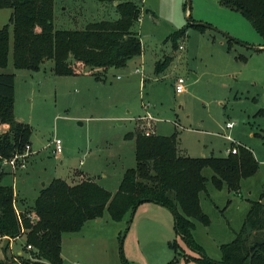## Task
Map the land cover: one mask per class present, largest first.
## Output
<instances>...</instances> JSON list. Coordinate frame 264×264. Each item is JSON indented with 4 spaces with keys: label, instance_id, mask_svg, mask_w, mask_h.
Instances as JSON below:
<instances>
[{
    "label": "rangeland",
    "instance_id": "obj_1",
    "mask_svg": "<svg viewBox=\"0 0 264 264\" xmlns=\"http://www.w3.org/2000/svg\"><path fill=\"white\" fill-rule=\"evenodd\" d=\"M54 1L55 27L65 30L118 19L120 2L140 4L136 29L143 52L125 68H110L105 80L89 73L56 75L52 60L38 71L16 69L10 55L9 66L0 72L15 74V116L31 125L33 149L25 168L6 167L0 181L15 188L17 211L34 205L54 178L70 184L90 178L115 193L126 170L136 166V142L126 134L144 131L148 123L137 118L151 113L158 120L152 130L177 132L180 154L226 156L232 142L224 135H230L239 147L253 152L257 172L243 178L239 192H234L226 184L216 186L213 170L204 169L208 182L200 204L209 224L191 220L199 250L177 233L172 210L144 202L121 221L106 210L79 231L65 233L64 264H198L196 258L203 255L221 261V247L236 239L252 203L264 191V49L257 50L264 47L263 38L247 18L219 0H192L187 12L188 0ZM12 11L0 12V28L9 23ZM189 14L211 27L190 26L174 47L169 37L187 26ZM231 37L238 42L229 41ZM169 57V64L157 73V63ZM137 68L143 70L146 85H141L144 78ZM177 76L186 80L183 94L175 91ZM228 122L234 123L232 129L226 127ZM55 138L62 140L58 153L53 152ZM29 249L25 236L10 246L0 240V264H23L21 255L33 261Z\"/></svg>",
    "mask_w": 264,
    "mask_h": 264
},
{
    "label": "trees",
    "instance_id": "obj_2",
    "mask_svg": "<svg viewBox=\"0 0 264 264\" xmlns=\"http://www.w3.org/2000/svg\"><path fill=\"white\" fill-rule=\"evenodd\" d=\"M219 3L240 12L264 40V0ZM1 8L13 11L9 23L0 28V68L8 67L12 54L16 69L38 71L45 61L52 60L56 75L89 73L105 80L110 68H125L143 52L136 29L141 5L133 1L117 4L118 19L91 22L83 30L56 29L54 0H0ZM190 26L211 27L196 23L190 14L187 26L169 37L174 47ZM170 60L157 63L156 72L160 73ZM15 84L13 72H0V181L6 175L3 160L24 152L31 142V125L15 116ZM126 138L135 139L136 166L126 170L115 193L90 178L75 184L54 178L41 189L34 205L20 213L15 188L0 184V236L26 237V248L32 246L29 250L34 260H24L23 264H64L61 244L65 233L79 231L87 221L101 218L106 210L113 220L121 221L144 202L172 210L177 233L199 250L191 220L209 224L200 204V193L208 182L204 169L213 170L211 179L216 186L226 184L230 191L239 192L241 180L255 174L259 167L253 152L244 146L237 154L192 157L179 153L177 132L146 135L145 130H137L126 134ZM221 249V261L203 255L196 258L197 263L264 264V191L252 203L236 239Z\"/></svg>",
    "mask_w": 264,
    "mask_h": 264
},
{
    "label": "built area",
    "instance_id": "obj_3",
    "mask_svg": "<svg viewBox=\"0 0 264 264\" xmlns=\"http://www.w3.org/2000/svg\"><path fill=\"white\" fill-rule=\"evenodd\" d=\"M181 49H183V46H181ZM136 72H140L143 75V70H140L139 68L136 69ZM120 78V76H119ZM186 80L183 76H177L176 77V81H175V91L178 94H183L186 92V86H185ZM139 120L141 121H146L148 123V126L145 128V133L146 135H151L155 133V130L151 129L153 128V121L155 120V117L151 114L148 113L144 116L139 117ZM226 127L228 129H232L234 127V123L233 122H228L226 124ZM224 137L232 142V146L228 149V153L230 154H237L239 151V144L233 139V137H231L230 135H224ZM52 144L54 145L53 148V152L54 153H58L59 151H61V149L63 148L62 146V140L59 138H55L52 141ZM32 151V146L30 143H28L26 145L25 151L24 152H20L15 154L13 157L11 158H6L3 160L2 162V166L5 169L10 168V170L12 171H17L18 169H23L26 167L25 164V159L26 157L29 155V153ZM29 248L31 249L32 246H29ZM77 264V263H75Z\"/></svg>",
    "mask_w": 264,
    "mask_h": 264
},
{
    "label": "crops",
    "instance_id": "obj_4",
    "mask_svg": "<svg viewBox=\"0 0 264 264\" xmlns=\"http://www.w3.org/2000/svg\"><path fill=\"white\" fill-rule=\"evenodd\" d=\"M6 9H7V8H1V9H0V12H3V13H4ZM11 14H12V12H11ZM10 17H11V15H10ZM2 27H3V26H2ZM263 45H264V44H263ZM258 48H260V49H264V47H258ZM9 63H10V62H9ZM128 64H129V63H128ZM8 66H9V65H8ZM143 75H144V73H143ZM118 78H119V76H118ZM120 78H121V77H120ZM143 78H144V79H142V81H141V85H142V86H143V85H146V82H147V81H146V77L143 76ZM137 119L139 120V118H137ZM17 120L21 121L19 118H17ZM155 121H158V120L155 119ZM156 126H157V125H156ZM154 130H155V133H156V134H159V133L157 132L156 129H154ZM31 146H32V143H31ZM32 150H33V149H32ZM15 194H16V193H15ZM16 202H17V198H16ZM21 209L23 210L24 208L21 207ZM22 236H24V235H22ZM22 236H20V237H22ZM18 238H19V237H18ZM18 238H16V239L11 238V239H10V238H8V237H3V239H0V240H4V239H5L6 241H8V244H9V246H10V244H11L13 241L17 240ZM18 254L21 255L22 252L19 251ZM21 259L27 260V258H23L22 255H21L20 258H18V260L21 261ZM24 260H22V262H23ZM22 262H21V263H22Z\"/></svg>",
    "mask_w": 264,
    "mask_h": 264
},
{
    "label": "water",
    "instance_id": "obj_5",
    "mask_svg": "<svg viewBox=\"0 0 264 264\" xmlns=\"http://www.w3.org/2000/svg\"><path fill=\"white\" fill-rule=\"evenodd\" d=\"M191 1H192V0H188L187 11L190 10V8H191ZM189 16H190V14L188 15V20H189ZM200 24H201V23H200Z\"/></svg>",
    "mask_w": 264,
    "mask_h": 264
}]
</instances>
